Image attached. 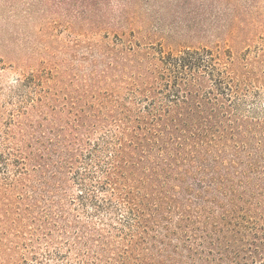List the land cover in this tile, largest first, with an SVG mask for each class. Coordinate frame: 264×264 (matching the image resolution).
Returning a JSON list of instances; mask_svg holds the SVG:
<instances>
[{"label": "trees", "instance_id": "1", "mask_svg": "<svg viewBox=\"0 0 264 264\" xmlns=\"http://www.w3.org/2000/svg\"><path fill=\"white\" fill-rule=\"evenodd\" d=\"M39 15L65 17L78 48L0 73V258L264 264V0H39ZM193 27L219 41L183 44Z\"/></svg>", "mask_w": 264, "mask_h": 264}, {"label": "rangeland", "instance_id": "2", "mask_svg": "<svg viewBox=\"0 0 264 264\" xmlns=\"http://www.w3.org/2000/svg\"><path fill=\"white\" fill-rule=\"evenodd\" d=\"M181 12L184 19H180L184 20V23L198 26L196 23L203 19L199 15L201 12L194 5L185 4ZM66 21L65 17L56 15L42 18L39 15V0H0V63L5 67L0 71L3 74L2 83L10 82L13 76L19 75L23 70L35 72L41 67L38 63L40 58L53 62L51 58L61 59L62 50L71 47L76 50L78 45L74 43V39L77 36L64 28ZM183 29L188 30L186 27ZM195 29L196 33H191L193 38L186 36L181 39L183 44L213 46L219 41L215 34L203 33V30L199 31L200 27ZM83 40L87 38L83 37ZM83 52L84 49H81L76 54L78 56ZM0 264L21 262L18 255L9 257L7 253L0 258Z\"/></svg>", "mask_w": 264, "mask_h": 264}]
</instances>
